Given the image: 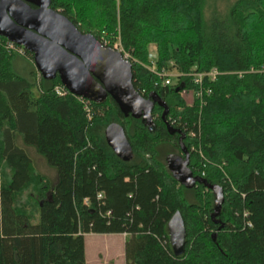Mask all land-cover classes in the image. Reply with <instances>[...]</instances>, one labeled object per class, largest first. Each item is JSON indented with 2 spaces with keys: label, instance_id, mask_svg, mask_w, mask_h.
Listing matches in <instances>:
<instances>
[{
  "label": "trees",
  "instance_id": "1",
  "mask_svg": "<svg viewBox=\"0 0 264 264\" xmlns=\"http://www.w3.org/2000/svg\"><path fill=\"white\" fill-rule=\"evenodd\" d=\"M207 2L50 0L82 34L119 42L130 55L134 90L158 99L152 128L109 97L58 96V76L42 79L32 54L0 37V264H86L87 234L125 235L124 264H264V0L224 9ZM150 44L156 73L221 74L204 84V105L185 106L181 90L195 89L189 79L164 86L149 71ZM17 59L30 76L19 74ZM112 125L123 128L130 161L107 145ZM24 147L55 171L54 182ZM183 151L192 176L222 191L214 220L217 195L203 183L185 188L166 166ZM176 212L185 227L178 256L168 230Z\"/></svg>",
  "mask_w": 264,
  "mask_h": 264
},
{
  "label": "water",
  "instance_id": "2",
  "mask_svg": "<svg viewBox=\"0 0 264 264\" xmlns=\"http://www.w3.org/2000/svg\"><path fill=\"white\" fill-rule=\"evenodd\" d=\"M0 37L12 45L32 54L34 66L42 79L58 76L61 85L75 97L88 102L103 103L109 97L120 113L127 117L142 118L152 128V111L156 97L143 98L133 88L132 65L122 55L104 47L90 34H82L60 12L50 8V0H0ZM180 88L175 91L178 92ZM164 113H168L162 103ZM170 134L185 135L166 124ZM105 140L116 157L122 161L132 159V150L120 125L105 131ZM184 159L169 156L166 166L172 176L185 188L205 181L193 177L189 169V156ZM217 195L214 220L223 204V194L218 187L206 185ZM176 212L169 221L170 244L175 255L183 251L185 227ZM219 223V222H216ZM223 229L219 225L218 230Z\"/></svg>",
  "mask_w": 264,
  "mask_h": 264
},
{
  "label": "rangeland",
  "instance_id": "3",
  "mask_svg": "<svg viewBox=\"0 0 264 264\" xmlns=\"http://www.w3.org/2000/svg\"><path fill=\"white\" fill-rule=\"evenodd\" d=\"M231 0H208V4L216 3L218 8L224 9L227 3ZM148 57H152V62L155 61L157 53L156 46L150 44L148 47ZM150 60V59H149ZM14 67L18 70L19 74L23 77L30 76V67L26 65L21 59H17L14 62ZM173 73V72H170ZM174 83V80H173ZM33 92H35L33 90ZM18 147H23L20 140H17ZM24 150L32 159L35 171L43 176H47L52 182L55 181V171L50 168L44 160L38 156L35 151L31 148L24 147ZM176 156V155H173ZM178 157V156H177ZM167 160V158H166ZM85 241V262L86 264H100L96 262L98 254L103 255V263L101 264H123V238L122 235H98V234H87L84 236ZM101 257V256H100ZM101 260V258H100Z\"/></svg>",
  "mask_w": 264,
  "mask_h": 264
},
{
  "label": "built area",
  "instance_id": "4",
  "mask_svg": "<svg viewBox=\"0 0 264 264\" xmlns=\"http://www.w3.org/2000/svg\"><path fill=\"white\" fill-rule=\"evenodd\" d=\"M9 43V42H8ZM11 48L17 47L19 53H21L24 49L15 45H12L9 43ZM104 47H108V45L105 43L103 45ZM111 50L119 52L123 59L128 61V63L132 64L133 60L130 57V55L121 49V46L119 42L114 43L112 47H108ZM22 50V51H21ZM151 65L148 68L149 71L151 70L152 72L156 73L155 70V64L152 62V57L149 58ZM157 76L162 80L164 86H171V85H176L182 78H187L189 79L190 83L195 87V89H182L181 90V97L185 103L186 107H192L194 102L198 101L200 105H204V98L203 95L209 96L211 94V90L207 89L204 87V84L207 82H213L216 80L218 75H221L217 72V70L213 69L208 72H197L195 69L190 70V72L185 73V74H180L177 72H167V71H161L159 73H156ZM174 80V83H173ZM181 82V81H180ZM55 93L60 96L64 97L66 96L67 93H69L63 86L62 87H56L55 88ZM86 101V100H84ZM88 102V101H86ZM189 138H195V135L193 132H189L187 135Z\"/></svg>",
  "mask_w": 264,
  "mask_h": 264
},
{
  "label": "crops",
  "instance_id": "5",
  "mask_svg": "<svg viewBox=\"0 0 264 264\" xmlns=\"http://www.w3.org/2000/svg\"><path fill=\"white\" fill-rule=\"evenodd\" d=\"M122 238H123V245H124V242H125V235H122ZM123 251H124V246H123ZM101 256V257H100ZM123 257H124V253H123ZM100 258H101V260H100ZM96 260V262H98V263H103L104 261H102L103 260V255H101V254H98V257L95 259ZM125 263V262H124ZM123 263V264H124Z\"/></svg>",
  "mask_w": 264,
  "mask_h": 264
}]
</instances>
